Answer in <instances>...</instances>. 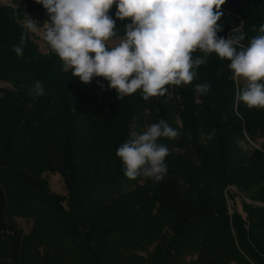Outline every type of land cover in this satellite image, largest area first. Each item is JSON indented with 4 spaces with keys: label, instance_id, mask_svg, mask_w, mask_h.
Instances as JSON below:
<instances>
[{
    "label": "trees",
    "instance_id": "trees-1",
    "mask_svg": "<svg viewBox=\"0 0 264 264\" xmlns=\"http://www.w3.org/2000/svg\"><path fill=\"white\" fill-rule=\"evenodd\" d=\"M13 5L0 0V81L14 86L0 96V237L12 263L41 264L43 260L26 255L42 238L48 244L69 242L74 247L72 256L62 250L46 255L45 262L50 264L69 257L71 264H109L106 254L113 240L154 241L161 230L157 215L141 227L122 207H108L98 216L87 215L86 210L95 194L115 188L125 179L116 151L130 139L135 119L148 109L154 123L163 119L172 128L178 114L189 146L199 158L196 164L168 155L164 180L154 182L153 206L158 204V209L174 220L168 248L182 252L201 234L207 238L204 225L211 217L209 228L224 234L239 261L264 264V206L245 204V219L236 210L230 215L224 196L212 195L202 185L204 178L219 183L221 191L236 182L245 188L264 184V109H249L236 102L239 89L229 61L209 54L206 63L194 69L197 76L191 84L166 86L164 96L148 101L143 100L140 90L119 100L104 78L93 77L85 84L71 70L64 72L59 57L48 45V51L43 52L32 33L27 34L23 56H18L13 45H19L24 32L18 13H39L40 23L48 16L36 0H13ZM220 10L223 15L218 23L223 30L218 36L227 38L232 29L242 25L245 46L264 24V0H226ZM116 11L114 4L109 15L116 21L115 37L124 35L125 25L131 23L130 18L118 19ZM202 56L199 51L193 53L194 59ZM37 80L45 94L33 98L30 92ZM205 82L211 85L207 94L195 92V85ZM213 129L215 135L208 139ZM247 137L262 139L260 147L254 149L261 162H249L243 169L256 170L241 175L238 181L239 167L245 164L244 157L235 152L238 141ZM161 140L169 146L168 138ZM184 167L194 187L181 181ZM45 172L62 176L67 197L50 191ZM259 201L264 203V196ZM33 204L47 205L51 214L37 238L26 236L14 217ZM208 250L206 242L200 244L202 253ZM139 260L132 264H144Z\"/></svg>",
    "mask_w": 264,
    "mask_h": 264
},
{
    "label": "clouds",
    "instance_id": "clouds-1",
    "mask_svg": "<svg viewBox=\"0 0 264 264\" xmlns=\"http://www.w3.org/2000/svg\"><path fill=\"white\" fill-rule=\"evenodd\" d=\"M226 0H36L48 18L44 21L42 39L74 77L88 84L93 77L108 81L122 100L140 90L142 98L164 96L166 86L191 84L197 76L194 69L206 63L209 54L229 61L233 77L242 80L236 93L237 103L249 109H264V24L258 35L245 46V33L231 30L227 38L218 36V23ZM116 5V17L131 19L125 34L114 46L108 41L116 36V21L109 15ZM21 21L24 32L13 51L23 56L27 34H41L38 22ZM255 29V26H254ZM202 57L193 58L195 52ZM210 83H198L195 92L207 94ZM103 89L104 85L100 84ZM45 90L37 80L30 92L33 98ZM180 133L165 120L147 126L142 133H131L118 147L116 156L124 165L129 180L138 177L161 182L167 174L169 149L161 138L175 139ZM215 135L212 130L208 139Z\"/></svg>",
    "mask_w": 264,
    "mask_h": 264
},
{
    "label": "rangeland",
    "instance_id": "rangeland-1",
    "mask_svg": "<svg viewBox=\"0 0 264 264\" xmlns=\"http://www.w3.org/2000/svg\"><path fill=\"white\" fill-rule=\"evenodd\" d=\"M1 2L13 5V0H1ZM14 7L16 8V6ZM29 15L30 13L25 11L22 14L18 13L22 21L30 18ZM31 18L38 22V26L41 29V34H33L34 39L40 46V49L43 52H47V43L42 39V31L44 21L48 17L44 19L43 23H40L42 15L35 12ZM123 36L124 35L110 38L108 46H114ZM234 80L240 90L244 82L235 78ZM12 88H14L12 82L0 81V96L3 94L4 89ZM173 122L175 123L173 128L176 129L180 135L175 139H169V155L173 160L183 158L199 164V158L196 157L194 151H192L189 146L188 136L182 129L183 125L178 114H176ZM153 123L154 121L150 116V111L148 109L143 110L133 122L131 133H142L147 126ZM161 141L160 139L159 142L161 143ZM261 143L262 139L253 141L248 137L245 140L240 139L238 141L239 150L238 152L236 151L235 154L243 156L244 162H242V164H245L242 168L239 167L238 175L235 178L238 181L241 180V175L256 170L252 169L250 171L248 169H243L249 162L258 164L261 162V159L255 158L256 156L254 155V149L259 148ZM260 165H263V163ZM181 170V181L184 184H189L194 187L195 184L193 185L190 182L191 179L187 175L186 167L181 168ZM43 176L48 180L49 189L52 193L61 195L62 197L68 196L64 180L58 172H45ZM203 182L202 185L207 186L206 191L208 193L224 196L230 215L233 214V210H236L245 219V204L257 207L264 206V203L259 201V198L264 196V184L245 188L239 182H236L221 191V185L216 181L204 178ZM153 195L155 196V184L152 179L138 177L136 180H129L125 177L117 187L102 190L95 194L86 205V210L88 211L87 215L91 214L94 216H98L101 211L108 207L111 209L122 207L132 214L137 224L141 227L142 225H147L153 216H158L161 230L152 243L143 244L136 240L127 239L113 240L110 243V250L106 254L109 264H132L139 262V259H143L144 264H251L248 261H239L224 234H219L215 227L209 228L212 222L211 217H207L204 225V229L207 231V238L202 237L201 234V236H198L197 242L195 241L191 247L186 248L182 252L169 249L167 245L174 235V220L171 214L163 209H158V204L153 206V201H155ZM220 202L222 203L221 199ZM49 210V207L45 204H33L27 209L15 214L14 217L18 227L26 236L32 235L37 238L36 235L41 234L39 229L43 227L42 225L47 221L48 217L50 218L49 215L51 214ZM41 241H39L40 244L37 247L32 246L27 252L26 256L29 259L43 260L41 264H50L49 262H45L46 255H51L58 250H62V253L67 252L70 256L74 254V247L69 242H65L60 246L53 242H49L48 244L44 238H42ZM203 242H206L207 248L209 249L207 253H202L200 251V244ZM64 255L66 254L64 253ZM71 258L72 257L66 258L61 263L57 264H71ZM0 264H13L8 249L1 237Z\"/></svg>",
    "mask_w": 264,
    "mask_h": 264
}]
</instances>
